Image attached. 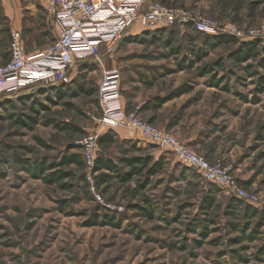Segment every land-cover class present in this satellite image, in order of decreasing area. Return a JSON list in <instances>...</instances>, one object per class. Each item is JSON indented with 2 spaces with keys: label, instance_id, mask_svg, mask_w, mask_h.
I'll list each match as a JSON object with an SVG mask.
<instances>
[{
  "label": "rangeland",
  "instance_id": "obj_1",
  "mask_svg": "<svg viewBox=\"0 0 264 264\" xmlns=\"http://www.w3.org/2000/svg\"><path fill=\"white\" fill-rule=\"evenodd\" d=\"M157 1L245 32L264 27V0ZM21 2L34 24L23 32L28 51L51 44L56 28L40 0ZM9 38L0 34L1 48ZM237 39L136 27L110 51L101 45L66 85L0 95V264H264V39ZM104 69L119 71L125 108L175 125L166 130L232 165L259 202L234 203L167 147L119 134L124 127L95 151L116 169H88L82 139L109 130L98 124ZM72 154L82 167L67 162Z\"/></svg>",
  "mask_w": 264,
  "mask_h": 264
},
{
  "label": "built area",
  "instance_id": "obj_2",
  "mask_svg": "<svg viewBox=\"0 0 264 264\" xmlns=\"http://www.w3.org/2000/svg\"><path fill=\"white\" fill-rule=\"evenodd\" d=\"M56 28L55 40L35 52L28 51L22 31H12L11 57L0 65V95L19 94L42 85L45 88L66 85L78 71V65L100 58L99 48L112 49L126 33L136 27L166 29L192 26L209 35H231L264 39V27L245 32L234 22L195 15L182 6L165 5L157 0H41ZM137 30V29H136ZM99 86L98 124L101 128H128L152 144L167 147L184 166L198 171L204 180L227 189L251 204L259 202L233 174L232 165L212 163L207 156L192 150L181 138L140 116V109L128 110L121 95L120 73L104 69ZM99 133L86 135L82 141L88 169L93 171Z\"/></svg>",
  "mask_w": 264,
  "mask_h": 264
},
{
  "label": "crops",
  "instance_id": "obj_3",
  "mask_svg": "<svg viewBox=\"0 0 264 264\" xmlns=\"http://www.w3.org/2000/svg\"><path fill=\"white\" fill-rule=\"evenodd\" d=\"M38 3L45 10H47L41 0ZM35 5H36V3L32 4V5L29 4L30 8H32V9L34 8L33 9L34 11H32L31 14L38 23H42L43 22L42 21L43 20L42 14L37 11V9L34 7ZM0 8H1L0 9L1 10V12H0V34L1 35L8 32L11 36L12 31L18 30V31H22V33H23L24 31L29 30V28L30 29L33 28L34 24H32L30 22V19L26 15L27 9H25V6H23L21 0H2ZM45 12H46L45 14L48 13V11H45ZM48 17L49 18L51 17L49 15V13L47 14V19H48ZM2 30H4V32ZM10 42H11V39H10ZM36 50H33V52H35ZM10 57H11L10 44L7 46L6 49L0 47V65L6 64L7 61L10 59ZM147 119L151 123L157 124V125L165 128V129H168V130L174 132L175 134L177 132V128L175 125H172L169 122L163 123L159 120L158 117L149 115V117ZM129 132L135 133L134 131H132V130L130 131L127 129V130H123L121 132L119 131V134H121L122 136H127L129 134ZM188 141L190 142L191 146H193V147L196 146V145H194L195 142H193L194 138H190Z\"/></svg>",
  "mask_w": 264,
  "mask_h": 264
},
{
  "label": "trees",
  "instance_id": "obj_4",
  "mask_svg": "<svg viewBox=\"0 0 264 264\" xmlns=\"http://www.w3.org/2000/svg\"><path fill=\"white\" fill-rule=\"evenodd\" d=\"M215 38L219 39V41H233V42H237V38L234 37V36H231V35H227V36H222V35H213ZM243 45L247 46V50H246V53L251 54L252 50H253V46L251 43H244ZM116 136V132L115 130L112 128V129H109L107 130L106 132H104L100 137H99V142L101 143H112L115 139L114 137ZM130 162V163H134V162H137V163H142L143 161H146L142 158H139L137 160H135L134 158L132 159H128L127 162ZM67 162H75V163H78L81 167L83 166V162L81 161L80 159V156L78 155H75V154H72L69 159H67ZM133 172L134 173H138L140 172V168L138 167H133ZM93 172L96 173V172H99L100 170H113V169H116L115 168V164H114V161L110 160V159H105L104 157H99L95 163H94V166H93ZM156 169H154L153 171L155 172ZM106 177H108L107 174H103L101 176V178L103 180L106 179ZM45 179L49 182L50 179H51V175H47L45 176ZM218 185V184H217ZM233 201L234 203H240L241 199L237 198L236 196L233 195ZM108 223H111L113 224V222H111L110 218L108 217Z\"/></svg>",
  "mask_w": 264,
  "mask_h": 264
}]
</instances>
